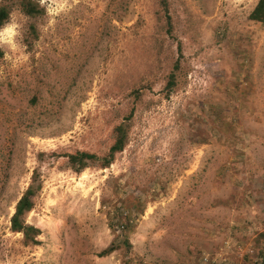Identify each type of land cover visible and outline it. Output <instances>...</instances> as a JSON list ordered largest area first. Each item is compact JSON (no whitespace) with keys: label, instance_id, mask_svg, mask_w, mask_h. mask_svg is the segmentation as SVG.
<instances>
[{"label":"rangeland","instance_id":"1","mask_svg":"<svg viewBox=\"0 0 264 264\" xmlns=\"http://www.w3.org/2000/svg\"><path fill=\"white\" fill-rule=\"evenodd\" d=\"M167 1L172 37L156 0H44L34 19L12 9L22 36L0 41V264H264L258 0ZM178 44L181 84L166 98ZM130 112L108 168L76 174L52 156L104 155ZM35 169L25 221L40 235L26 246L10 218ZM115 214L130 230L110 228Z\"/></svg>","mask_w":264,"mask_h":264},{"label":"trees","instance_id":"2","mask_svg":"<svg viewBox=\"0 0 264 264\" xmlns=\"http://www.w3.org/2000/svg\"><path fill=\"white\" fill-rule=\"evenodd\" d=\"M0 2V28H2L6 22L9 21L10 14L14 7H17L25 16L29 18H38L43 15L44 10L35 2V0H1ZM158 7L165 20L166 34L172 37V21L169 14V3L167 0H156ZM249 19L253 22H258L264 24V0H258L255 7L249 14ZM29 37L33 39L37 38L36 30L33 25H30ZM2 53L0 52V56ZM183 59V54L181 51V45H177V59L174 60L170 72L166 76L165 85L163 86L162 92L164 96L168 98L174 91L177 90L178 86L181 84L180 76V63ZM133 114L130 112L128 116L125 117L124 121L118 124L113 129V142L109 147L108 151L102 155L97 156L94 153H90L84 150H75L72 153L56 154L53 153L52 156L64 157L66 158L69 168L76 174L81 173L87 167L91 165H97L102 169L108 168L115 160L117 154L121 153L128 142L129 133V121L131 120ZM44 157L43 153L38 154V160L41 161ZM40 175L37 169H35L31 176V181L26 190L23 192L19 200L17 201L14 209V213L10 218V230L13 233H18L22 235V243L26 246H36L38 245V236L40 235V230L36 227L26 223L25 218L27 214L34 207V199L41 190ZM111 220L113 222L111 223ZM131 222L128 218L122 214H115V216L110 218L109 226L112 230L117 226L121 227L124 231L130 230ZM125 244H128L126 240V235L123 237ZM116 248L110 246L106 250L100 253V256H107L112 253Z\"/></svg>","mask_w":264,"mask_h":264},{"label":"clouds","instance_id":"3","mask_svg":"<svg viewBox=\"0 0 264 264\" xmlns=\"http://www.w3.org/2000/svg\"><path fill=\"white\" fill-rule=\"evenodd\" d=\"M38 3H40L42 7L45 6L44 0H38ZM46 11H47V8H46ZM9 31L12 32L13 38L22 36V33H20L19 30L16 29L13 24H11L10 22H6L5 25L2 28H0V41L3 40V38L6 36L7 33H9ZM4 42H7V41H4Z\"/></svg>","mask_w":264,"mask_h":264}]
</instances>
